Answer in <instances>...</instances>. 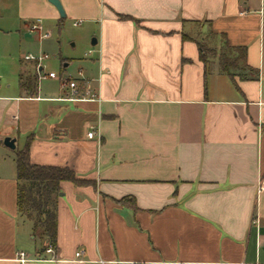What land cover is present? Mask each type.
<instances>
[{"label": "crops", "instance_id": "crops-1", "mask_svg": "<svg viewBox=\"0 0 264 264\" xmlns=\"http://www.w3.org/2000/svg\"><path fill=\"white\" fill-rule=\"evenodd\" d=\"M61 3L65 16L50 0H0L27 35L81 19L85 49L57 77H41L44 53L0 80V264H264V0ZM225 40L246 47L231 73ZM199 42L215 54L203 60ZM7 136L92 180L61 183L53 254L29 246Z\"/></svg>", "mask_w": 264, "mask_h": 264}, {"label": "trees", "instance_id": "trees-1", "mask_svg": "<svg viewBox=\"0 0 264 264\" xmlns=\"http://www.w3.org/2000/svg\"><path fill=\"white\" fill-rule=\"evenodd\" d=\"M199 46L203 60H207L209 54H215L216 50L209 48L206 43L199 42ZM245 55V46H233L225 40L219 56L222 70L231 73V69L238 67L236 62L238 57L242 58ZM23 77L21 74L22 83L25 82ZM27 82L31 88L33 87L32 92L36 93V77H29ZM30 144L29 138L23 148L17 149L15 155L17 205L19 216L31 223L34 235H39L42 240L39 248L42 252L48 245L55 248L57 245V210L61 183L68 180L76 185H86L92 183V180L78 176L74 169L67 165L33 162L30 157ZM120 200L137 208L134 198L124 197Z\"/></svg>", "mask_w": 264, "mask_h": 264}, {"label": "rangeland", "instance_id": "rangeland-1", "mask_svg": "<svg viewBox=\"0 0 264 264\" xmlns=\"http://www.w3.org/2000/svg\"><path fill=\"white\" fill-rule=\"evenodd\" d=\"M1 9V7H0ZM15 6H9L7 13L0 10V80L15 79L19 76L20 65L29 64L23 59L25 54L32 53L40 55L48 53L49 57L43 61L46 71L54 70L56 73H62L64 68L63 57L70 55L69 53H84L82 40L78 35L81 31V25H73V23L63 18L61 27H50L42 32L49 31V36L41 38L37 30L30 31L31 35H27L26 31H18L19 23L15 15ZM78 40V41H77ZM78 42L76 46L73 43ZM62 52V54H60ZM75 55V54H73ZM77 68L74 63L66 66V73L77 75ZM38 79V78H37ZM43 82L50 85L53 89V79H43ZM11 153L16 155L17 149L11 148ZM42 240L39 235L36 236L34 243L41 247ZM31 249V248H30Z\"/></svg>", "mask_w": 264, "mask_h": 264}, {"label": "built area", "instance_id": "built-area-1", "mask_svg": "<svg viewBox=\"0 0 264 264\" xmlns=\"http://www.w3.org/2000/svg\"><path fill=\"white\" fill-rule=\"evenodd\" d=\"M81 22H82V20H81V19H78V20H75V21H74V24H75V25H79ZM32 29H33V30L41 29V25L39 24V20H38V22H34V23L32 24ZM47 36H49V31H46V32H43V33H42V37H47ZM46 56H47V54L34 55V54H32V53H29V54H26V55H25V58H26V59H35V60L38 61L37 64L40 65L41 61H42ZM46 76L57 77V73H56L55 71H50V72H48L47 74H42V75H41V77H46ZM69 84H70V86L72 87L74 93H77V92H78L77 81H76V80H71V81L69 82ZM84 97H85V96H84ZM95 97H97V94H96V92L92 91V92H90V96H89V97H85V98H95ZM95 133H96L95 130H91V131L88 132V135H89V136H93ZM45 251L48 252V253H52V254H53V253H55V247L52 246V245H48V247L45 249ZM81 253H82L81 250H78V251L76 252L77 255H81ZM19 257H20L21 262H24L25 260H27V258H26V253H25L24 251H21V252L19 253Z\"/></svg>", "mask_w": 264, "mask_h": 264}, {"label": "water", "instance_id": "water-1", "mask_svg": "<svg viewBox=\"0 0 264 264\" xmlns=\"http://www.w3.org/2000/svg\"><path fill=\"white\" fill-rule=\"evenodd\" d=\"M53 4H55L57 6V8L59 9V12L62 16H65V10H64V7L61 3V0H50ZM97 40L94 39L93 40V44L96 43ZM15 138H11L9 136H7L5 139H4V142L6 145L12 147V148H15L16 147V143H15Z\"/></svg>", "mask_w": 264, "mask_h": 264}]
</instances>
